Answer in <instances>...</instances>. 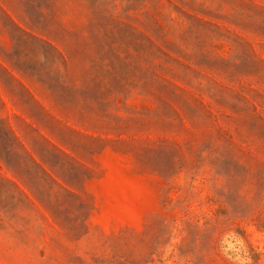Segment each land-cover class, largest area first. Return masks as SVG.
<instances>
[{"label":"rangeland","instance_id":"rangeland-1","mask_svg":"<svg viewBox=\"0 0 264 264\" xmlns=\"http://www.w3.org/2000/svg\"><path fill=\"white\" fill-rule=\"evenodd\" d=\"M0 264H264V0H0Z\"/></svg>","mask_w":264,"mask_h":264}]
</instances>
